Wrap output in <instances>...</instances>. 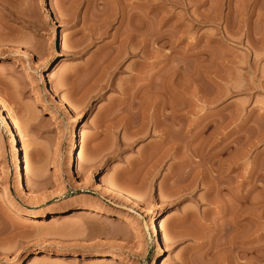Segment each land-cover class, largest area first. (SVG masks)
Listing matches in <instances>:
<instances>
[{"label":"rangeland","instance_id":"rangeland-1","mask_svg":"<svg viewBox=\"0 0 264 264\" xmlns=\"http://www.w3.org/2000/svg\"><path fill=\"white\" fill-rule=\"evenodd\" d=\"M0 98V264H264V0H0Z\"/></svg>","mask_w":264,"mask_h":264},{"label":"bare ground","instance_id":"bare-ground-1","mask_svg":"<svg viewBox=\"0 0 264 264\" xmlns=\"http://www.w3.org/2000/svg\"><path fill=\"white\" fill-rule=\"evenodd\" d=\"M135 26H136V24H135ZM135 26H134V27H135ZM134 29H135V28H134ZM135 31H136V30H135ZM124 34H125V33H124ZM135 34L138 35V32H136V33H134V34H133V32H132V34L129 33V35H130L129 37H131V35H133V36L135 37ZM137 35H136L135 38H137ZM118 36H119V35H118ZM120 36H121V35H120ZM127 36H128V34H127ZM127 36H123V37H122V41H123V42L126 41L125 39H126ZM133 36H132V37H133ZM119 38H121V37H119ZM153 39H154V38H153ZM153 39H152V40H153ZM159 39H160V38H159ZM118 40H119V39H118ZM127 40H128V41H129V40H132V38H131V39L128 38ZM134 40H135V39H134ZM157 40H158V39H157ZM119 41H120V40H119ZM122 41H121V42H122ZM119 44H120V43H119ZM123 44H127V43H123ZM129 44H130V43H129ZM136 44H137V43H136ZM136 44H135V45H136ZM121 45H122V44H121ZM122 46H123V45H122ZM119 47H120V46H119ZM130 51H133V50L131 49ZM127 52H128V51H127ZM128 53H129V52H128ZM119 54H120V53H119ZM120 55H121V54H120ZM120 55H118V56H120ZM118 56H117V57H118ZM119 58H120V57H119ZM115 62H116V61H115ZM167 62H168V61H167ZM112 63H114V62H112ZM116 63H117V62H116ZM109 64H111V63H108V67H109ZM118 64H119V63H118ZM104 65H105V64H104ZM112 66H113V65H112ZM114 66H115V65H114ZM115 67H116V66H115ZM112 68H114V67H112ZM161 68H162V67H161ZM167 68H168V67H167ZM156 69H157V68H156ZM102 70H103V69H102ZM107 70H108V69H107ZM138 70H139V73H140V69H138ZM158 70H159V68H158ZM158 70H157V71H158ZM160 70H161V69H160ZM162 70H163V69H162ZM165 70H166V69H165ZM141 71H142V70H141ZM150 71H151V73H152V70H150ZM176 71L178 72V70H176ZM104 72H105V71H104ZM137 72H138V71H137ZM158 72H159V71H158ZM158 72H157V73H158ZM165 72H166V71H165ZM171 72H172V71H171ZM109 73H110V72H109ZM175 73H176V72H175ZM179 73H180V72H179ZM149 74H150V73H149ZM154 75H155V74H154ZM149 76H150V75H149ZM164 76H165V74H164ZM168 76H169V75H168ZM168 76H167V77H168ZM97 77H98V76H97ZM99 77H100V76H99ZM152 77H153V76H152ZM168 78H169V77H168ZM170 78H172V77H170ZM176 78H177V76H176ZM181 78H182V77H181ZM181 78H179V80H180ZM48 79H49V80L53 79V75H48ZM150 79H151V78H150ZM150 79H149V80H150ZM165 79H166V78H165ZM152 80H154V78H153ZM179 80H178V82H179ZM181 80H183V79H181ZM181 80H180V81H181ZM165 81H166V80H165ZM93 82H94V81H93ZM96 82H97V79H96ZM111 82H112V81H111ZM153 82H155V80H154ZM167 82H168V81H167ZM171 82H172V80H171ZM182 82L184 83V81H182ZM182 82H181V83H182ZM94 83H95V82H94ZM101 83H102V82H101ZM148 83H149V82H148ZM150 83H151V81H150ZM163 83H164V82H163ZM165 84H166V83H165ZM174 84H175V83H174ZM99 85H100V84H99ZM154 85H155V83H154ZM154 85H153V86H154ZM155 86H156V85H155ZM164 86H165V85H164ZM177 87H178V86H177ZM155 88H156V87H155ZM158 88H159V87H158ZM166 90H167V89H166ZM166 90H165V91H166ZM171 90H172V89H171ZM171 90H170V92H171ZM165 91H164V92H165ZM154 92H155V91H154ZM159 92H160V91H159ZM167 93H169V91H168ZM155 94H156V93H155ZM161 94H162V93H161ZM161 94H160V95H161ZM163 94H164V93H163ZM171 94H172V93H171ZM171 94H170V95H171ZM164 95H165V94H164ZM164 95H163V97H164ZM174 95H175V94H174ZM174 95H173V96H174ZM156 97H157V95H156ZM165 97H166V96H165ZM165 97H164V98H165ZM171 97H172V96H171ZM159 98H160V97H159ZM164 98H163V99H164ZM157 99H158V98H157ZM157 99H156V100H157ZM165 99H167V98H165ZM175 99H176V96H175ZM178 99H179V97H178ZM180 99H181V98H180ZM180 99H179V101H180ZM154 101H155V100H154ZM162 101H163V100H162ZM168 101H169V99H168ZM170 102H171V101H170ZM178 103H179V102H178ZM181 103H182V102H181ZM183 103H184V102H183ZM154 104H155V102H154ZM164 104L166 105V102H164ZM167 104H168V102H167ZM156 105H157V103H156ZM179 105H180V104H179ZM182 105H184V104H182ZM159 106H160V105H159ZM166 106H169V105H166ZM180 106H181V105H180ZM154 107H155V106H154ZM164 107H165V106L163 105V108H164ZM173 107H174V106H173ZM177 107H179V106L177 105V106L175 107V109H177ZM183 107H184V106H182V108H183ZM160 108H161V110H162V107H161V106H160ZM160 108H159V110H160ZM169 108L172 109V107H169ZM175 109H174V110H175ZM180 109H181V107H180ZM180 109H179V110H180ZM164 110H165V108H164ZM174 110H173V111H174ZM182 110H183V109H182ZM168 111H169V109H168ZM169 112H170V111H169ZM162 113H163V112H162ZM176 113H177V110H176ZM157 114H158V113H157ZM170 114H172V113H167V114H166V113H163V115H162V114H161V115L164 116V119H165V118L168 119L169 116H170ZM173 114H175V113H173ZM173 114H172V115H173ZM155 115H156V113H155ZM161 115H160V116H161ZM153 116H154V115H153ZM173 116H174V115H173ZM0 117H1L0 119H2L3 124L5 125L6 129H8L9 131H11V136H10V141H9V142H10V146L14 148L15 156H16V158H17V166L15 167V173L17 174V176H19V177L22 179V177H23V163H22V161H20V159H19L20 151H19V148H18V143L21 142V141H23L24 138H23V135L21 134V131H20V130H21L20 122H19L18 118H16V116L14 115L12 109H11L10 107H8V105L6 104V102H5L3 99H1V98H0ZM155 117H156V116H155ZM175 117H176V116H175ZM160 118H161V117H160ZM170 118H171V117H170ZM156 119H159V118H156ZM161 119H162V118H161ZM167 119H166V120H167ZM172 119H174V118H172ZM172 119H171V120H172ZM154 120H155V119H154ZM166 120H165V121H166ZM171 120H170V121H171ZM155 121H156V120H155ZM158 121H159V120H158ZM158 121H157V123H158ZM157 123H155V124L157 125ZM162 123L164 124V122H162ZM165 124H168V121H167V123H165ZM174 124H175V123H174ZM160 125H162V124H160ZM154 126H155V125H154ZM157 126H158V125H157ZM162 126H164V125H162ZM167 126H169V125H167ZM167 126H166V127H167ZM182 127H183V126H182ZM168 128H169V127H168ZM156 129H157V128H156ZM163 129H164V128H163ZM169 129H170V128H169ZM165 130H166V129H165ZM168 131H169V130H168ZM170 132H171V131H170ZM166 133H167V132H166ZM230 133H231V132H230ZM164 134H165V133H164ZM164 134H163V135H164ZM167 134H168V133H167ZM165 136H166V135H165ZM168 136H169V135H168ZM170 136H171V134H170ZM163 139H164V138H163ZM163 139H162V141H160V142H161V145L158 144V145L160 146L159 148H162L161 146H165V147H166V144H167V146H170V145H168L169 142L167 143V140H165V139L163 140ZM168 139H169V138H168ZM173 141H174V140H173ZM173 141H172V142H173ZM174 142H175V141H174ZM169 144H170V143H169ZM206 145H207V144H206ZM171 146H172V145H171ZM208 146H209V145H208ZM165 147H163V148H165ZM203 147H204V146H203ZM175 148H176V147H175ZM207 148H208V147H207ZM169 149H171V148L168 147V148L166 149V151L168 152ZM156 150H157V149H156ZM159 150H160V149H159ZM201 150H202V148H201ZM203 150H204V149H203ZM205 151H206V150H205ZM173 152H174V151H173ZM198 154H199V153H198ZM201 154H202L201 156H203V153H201ZM156 155H157V154H156ZM162 155H163V154H162ZM164 155L166 156V153H165ZM202 159H203V158H202ZM208 160H209V159H208ZM210 160H211V159H210ZM219 160H221V159H219ZM70 161H71L72 164H74L76 161H77V163H78V145H77L75 142H72V144L70 145ZM192 161H193V160H192ZM212 161H214V160H212ZM212 161H210V162H212ZM24 162H25L26 165H29V163H30V160H29V158L27 157V151H25ZM180 162H181V161H180ZM188 162H189V161H188ZM204 162H205V161H204ZM207 162H208V161H207ZM221 162H222V161H221ZM182 163H183V162H182ZM219 163H220V162H219ZM233 163L235 164V162H233ZM233 163H232V162H231V164L228 163V167H227V166H226V167H227L228 169H231V170H232V168H234V167L232 166ZM206 164H207V163H206ZM220 164H221V163H220ZM185 165H186V163H185ZM217 165H218V163H217ZM217 165H216V167H214V164H213V163H211L210 165L208 164V168L210 169V172H214V173H215L214 175H215V177H216L217 182H215L214 184H213V183L210 184V183L213 182V181L209 180V181H211L210 183L208 182L210 185H207L208 183H205V182H204V185L206 184L207 187L209 186L208 188L213 189V190H216V191H217V189L221 188V187H220V186H221L220 184H222L221 181H219V180L217 179V175L219 174V171H220V170H219V167H217ZM222 165H223V164H222ZM189 166H190V165H189ZM191 166H192V165H191ZM200 166H201V165H200ZM218 166H219V165H218ZM231 166H232V168H231ZM194 167H196V166H194ZM194 167H193V168H194ZM185 168H186V167H185ZM204 168H205V167H204ZM220 168H221V167H220ZM223 168H224V167H223ZM196 169H197V168H196ZM198 169H199V168H198ZM188 170H189V169H188ZM205 170H206V169H205ZM233 170H234V169H233ZM198 171H199V170H198ZM223 171H226V169L223 170ZM248 171H249V170H248ZM248 171H247V172H248ZM191 172H192V171H191ZM199 172H200V171H199ZM221 172H222V171H221ZM229 172H230V171H229ZM194 173H196V172H194ZM222 173H223V172H222ZM248 173H249V172H248ZM248 173H247V174H248ZM189 174H190V171H189ZM199 174H200V173H199ZM187 175H188V174H187ZM192 175L194 176V174H192ZM196 175H197V174H195V176H196ZM208 175H209V174H208ZM208 175H207V176H208ZM214 175H213V177H214ZM220 175H221V173H220ZM201 176H202V175H201ZM210 176H211V175H210ZM187 177H188V176H187ZM187 177H186V178H187ZM211 177H212V176H211ZM213 177H212V178H213ZM221 177H223V176H221ZM183 178H184V177H183ZM194 178H195V177H194ZM208 178H209V177H208ZM208 178H207V179H208ZM196 179H197V177H196ZM200 179L202 180V178H200ZM207 179H206V182H207ZM210 179H211V178H210ZM222 179H223V178H222ZM191 180H193V179L191 178ZM204 180H205V179H204ZM213 180H214V179H213ZM225 180L228 181L229 179H225ZM181 181H182V180H181ZM189 181H190V180H189ZM189 181H188V185H189V183H191V181H190V182H189ZM223 181H224V180H223ZM227 181H224V182H227ZM175 182H176V181H175ZM184 182H185V181H184ZM224 182H223V183H224ZM230 182H231V181H230ZM193 183L195 184V181H193ZM199 183H201V182H199ZM201 184H202V183H201ZM226 184H227V183H226ZM226 184H225V185H226ZM229 184H230V183H229ZM185 185H186V184H185ZM190 185H191V184H190ZM190 185H189V187H190ZM206 185H205V186H206ZM230 185H232V183H231ZM182 186H183V185H182ZM186 186H187V185H186ZM191 186H192V185H191ZM179 187H180V189L182 188L181 186H179ZM184 187H185V186H184ZM189 187H188V188H189ZM195 187H196V185H195ZM207 187H206V188H207ZM192 188H193V187H192ZM222 188H223V186H222ZM226 188H227V185H226ZM182 190H183V189H182ZM182 190H181L180 192L183 193ZM186 190H188V189H186ZM191 190H192V189H191ZM206 190H208V189H206ZM232 190H234V189L232 188ZM175 191H177V189H176ZM220 191H222V190H220ZM220 191H218V193H219ZM230 191H231V190H230ZM178 192H179V191H178ZM184 192H185V191H184ZM233 192H234V191H233ZM233 192H232V194L235 193V192H234V193H233ZM112 193L114 194V198H116V192H115L114 190H112ZM215 193H216V192H215ZM216 194H217V193H216ZM181 195H182V194H181ZM234 195H235V194H234ZM231 196H232V195H231ZM131 197H132L133 199H135V200H139V198H138L136 195H134V194H131ZM213 197H214V196H213ZM244 197H245V196H244ZM212 199H213V203H215L214 200H215V199L218 200V197H217V198L215 197V199H214V198H211V200H212ZM230 199H231V198H230ZM233 199H234V198H233ZM245 199H246V197L244 198V200H245ZM211 200L209 199L208 202H210ZM244 200H243V201H244ZM221 201H222V200H221ZM227 201H229V200H227ZM230 201H231V200H230ZM230 201H229V202H230ZM233 201H234V200H233ZM236 201H237V203L240 202V201H238V200H236ZM243 201H242V202H243ZM211 202H212V201H211ZM211 202H210V203H211ZM216 202H217V201H216ZM219 202H220V201H218L217 203H219ZM223 202H224V201H223ZM229 202H228V203H229ZM244 202L247 203L248 201L245 200ZM228 203H227V204H228ZM211 204H212V203H211ZM248 204H249V203H248ZM248 204H247V206H248ZM216 205H217V204H216ZM216 205H215V208H216V209L218 208V211H219V212L222 211V212L225 214L224 211L226 210V208L224 207V205L222 204V206L224 207L225 210H222L223 208H220V207H222V206L217 207ZM218 205H219V204H218ZM225 205H226V204H225ZM229 205H230V204H229ZM240 205H241V204H240ZM233 206H234V205H232V207H233ZM236 206H237V205H236ZM236 206H234V207H236ZM241 206H242V205H241ZM244 206H245V204H244ZM230 207H231V206H230ZM213 208H214V206H213ZM227 208H228V207H227ZM236 208H237V207H236ZM244 208H246V206H245ZM234 209H235V208H234ZM239 209H240V207H239ZM228 210L231 212V210H233V208H232L231 210L228 208ZM241 210H242V209H241ZM243 210H244V209H243ZM248 210H249V209H248ZM248 210H247V211H248ZM213 211H214V209H213ZM233 211H234V210H233ZM233 211H232V213H233ZM245 211H246V209H245ZM214 212H215V211H214ZM222 212H221V213H222ZM230 212H229V213H230ZM236 212H238V211L236 210ZM240 212H242V211H240ZM240 212H238V213H240ZM229 213L227 212L226 215H228ZM238 213H237V214H238ZM242 213H243V212H242ZM245 213H247V212H245ZM245 213H244V214H245ZM186 214H187V213H186ZM206 214H207V213H206ZM213 214H215V213H213ZM216 214H218V213H216ZM216 214H215V215H216ZM234 214H235V215H234ZM237 214H236V213H233L231 218L229 217L230 214L227 216L228 219H231V221H230L229 223H232L231 225H233V227H234V225H237V227H238V224H237L238 222L236 221V216H239V214H238V215H237ZM244 214H243V215H244ZM80 215H81L84 219H85V218H86V219H87V218H95V215H94V214L81 213V211L77 214V216H78V217H81ZM203 215H205V214H203ZM243 215H241V216H243ZM250 215H251V214H250ZM250 215L247 213L246 216H245L244 218H245L246 220H249V219H250ZM206 216H207V215H206ZM221 216H223V215H221ZM221 216H220V217H221ZM78 217H77V218H78ZM192 217H194V216H192ZM216 217H217V216H216ZM224 217H225V216H224ZM83 218H82V219H83ZM182 218H183V217H182ZM188 218H189V216L187 215V216H185V217L182 219L184 222H186V224H185L186 226H187V223H188V221H187ZM194 218L197 219L196 216H195ZM202 218H203V217H202ZM202 218H201V219H202ZM210 218H211V217H209V219H210ZM199 219H200V218H199ZM209 219H208V220H209ZM211 219H212V218H211ZM217 219H218V218H217ZM221 219H223V217H221ZM224 219H225V218H224ZM190 220H191V219H190ZM190 220H189V221H190ZM192 220H193V219H192ZM204 220L206 221L205 216H204L203 222H204ZM212 220H213V219H212ZM215 220H216V219H215ZM225 220H226V219H225ZM225 220H224V221H225ZM180 221H181V220H180ZM198 221H199V220H198ZM221 221H223V220H221ZM224 221H223V223H224ZM227 221H228V220H227ZM193 222H194V220H193ZM196 222H197V221H196ZM200 222H201V221H200ZM208 222H209V221H208ZM213 222H214V221H213ZM182 223H183V222H182ZM206 223H207V221H206ZM214 223H215V222H214ZM218 223H219V222H218ZM226 223H227V222H226ZM191 224H193V223H191ZM191 224H189V225H191ZM200 224H201V223H200ZM200 224H199V225H200ZM202 224H203V223H202ZM202 224H201V225H202ZM208 224H209V223H208ZM181 225H182V224H181ZM197 225H198V224H197ZM199 225H198V226H199ZM201 225H200V226H201ZM220 225H222V224H220ZM223 225L226 226L225 224H223ZM194 226H195V225H194ZM213 226H214V225H213ZM217 226H218V225H217ZM202 227H203V226H202ZM206 227H207V226H206ZM211 227H212V226H211ZM220 227H221V226H220ZM222 227H223V226H222ZM229 227H230V226H229ZM231 227H232V226H231ZM233 227H232V228H233ZM192 228H193V227H192ZM196 228H197V227H196ZM226 228H227V227H226ZM244 228L246 229V227H244ZM207 229H208V228H207ZM223 229H225V228H223ZM198 230H199V229H198ZM198 230H196V231H198ZM216 230H218V228H217ZM221 230H222V228H221ZM233 230H235V229H233ZM227 232H228V231H227ZM232 232H233V231H232ZM232 232H231V234H232ZM152 233L155 234V235L158 234V226L156 225L155 222L152 223ZM198 233H199V232H198ZM233 233H235V231H234ZM238 233H239V232H238ZM191 234H192V233H191ZM193 234H194V232H193ZM236 234H237V233H236ZM244 234L246 235L245 232H244ZM196 235H197V234H196ZM196 235H194V237H195ZM232 235H233V234H232ZM237 235H239V234H237ZM241 235H242V233H241ZM241 235H240V236H241ZM230 236H231V235H230ZM243 236H244V235H242V237H243ZM248 236H249V235H248ZM192 237H193V235H192ZM198 237H199V235H198ZM231 237H233V236H231ZM234 237H235V236H234ZM245 237H246V236H245ZM245 237H244V238H245ZM196 238H197V236H196ZM234 239H235V238H234ZM246 239H247V237H246ZM231 241H232V240H231ZM245 241H246V240H245ZM232 243H233V242H232ZM234 243H235V242H234ZM230 244H231V243H230ZM231 246H232V245H231ZM233 246H234V245H233ZM245 248H246V247H245ZM247 248H248V247H247ZM246 252H247V249H246ZM246 252H245V253H246ZM243 253H244V252H243ZM246 254H247V253H246ZM245 256H246V255H245ZM247 257H248V256H247ZM244 258H245V257H244ZM246 259H247V258H246Z\"/></svg>","mask_w":264,"mask_h":264}]
</instances>
